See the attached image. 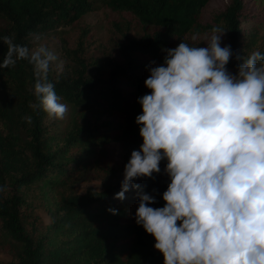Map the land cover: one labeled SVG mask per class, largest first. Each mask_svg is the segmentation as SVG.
Here are the masks:
<instances>
[{
  "label": "trees",
  "instance_id": "trees-1",
  "mask_svg": "<svg viewBox=\"0 0 264 264\" xmlns=\"http://www.w3.org/2000/svg\"><path fill=\"white\" fill-rule=\"evenodd\" d=\"M211 0H0V35L33 47V37L80 22L89 13L110 9L121 13L113 25L121 33L115 53L87 56L86 32L69 49L70 69L49 70L55 90L67 105L65 118H49L33 109V72L27 60L0 68V264H163L155 237L135 222L137 189L114 198L130 152L142 142L135 115L136 97L144 85L150 61L162 63L164 48L182 39L206 46L213 25L226 29L221 46L247 56L264 52V10H246L245 0H230L226 8L204 21ZM264 1V0H262ZM257 21L240 24L241 19ZM7 45L0 41V58ZM238 59L227 68L236 71ZM31 116V122L24 119ZM138 177L136 183L156 196L167 187L163 172ZM102 178V188L76 185L85 178ZM36 187L48 200L50 221L41 224L31 212L32 200L23 189ZM155 189V191H153ZM116 208L112 213L108 209Z\"/></svg>",
  "mask_w": 264,
  "mask_h": 264
},
{
  "label": "clouds",
  "instance_id": "clouds-1",
  "mask_svg": "<svg viewBox=\"0 0 264 264\" xmlns=\"http://www.w3.org/2000/svg\"><path fill=\"white\" fill-rule=\"evenodd\" d=\"M225 31L213 25L206 46L182 39L164 48L162 63L146 66L151 91L136 97L142 142L113 195L122 200L137 189L135 222L155 237L163 264H264V52L240 56L221 46ZM0 41L7 45L0 68L22 59L32 66L30 106L62 119L67 105L49 79L56 53L7 34ZM230 57L240 61L235 73L226 66ZM161 160L168 183L160 193L165 203L154 207L156 196L136 178L154 179Z\"/></svg>",
  "mask_w": 264,
  "mask_h": 264
},
{
  "label": "rangeland",
  "instance_id": "rangeland-1",
  "mask_svg": "<svg viewBox=\"0 0 264 264\" xmlns=\"http://www.w3.org/2000/svg\"><path fill=\"white\" fill-rule=\"evenodd\" d=\"M246 10L252 12L264 10V1L262 0H245ZM230 0H211L204 8L202 15L204 21H210L211 18L223 11L229 4ZM121 13L110 9H101L86 15L80 22L73 25L60 26L57 29L49 31L43 35H36L33 37V47L44 44L52 49L57 55V61L50 65L51 71L56 74L69 71L71 59L68 50L76 47L77 38L81 32H86L85 52L87 56L94 58H106L115 53V46L120 40L121 33L113 25L114 21L121 20ZM243 26L253 21H246L241 19ZM254 21L253 23H256ZM264 34V27L262 28ZM32 47V48H33ZM232 72V70L228 69ZM67 113V111H66ZM66 113L63 118H65ZM93 187L95 189L102 188V178L89 177L80 181L76 185V190L80 193L84 192L86 188ZM24 194L32 200L33 208L31 212L34 216L39 217L41 224L45 225L50 221V213L48 211V200L43 198L40 191L36 187L23 189ZM0 259L6 260L7 255L0 249Z\"/></svg>",
  "mask_w": 264,
  "mask_h": 264
}]
</instances>
